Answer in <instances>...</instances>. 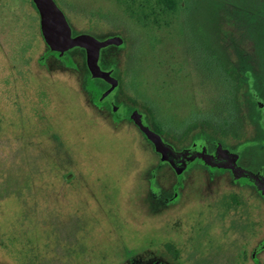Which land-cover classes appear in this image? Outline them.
<instances>
[{
	"label": "rangeland",
	"instance_id": "obj_1",
	"mask_svg": "<svg viewBox=\"0 0 264 264\" xmlns=\"http://www.w3.org/2000/svg\"><path fill=\"white\" fill-rule=\"evenodd\" d=\"M54 1L73 34L122 39L100 64L165 143L221 147L264 177V0ZM66 54L47 51L31 0H0V264H264L256 184L196 162L174 196L84 50ZM228 67L246 75L238 101Z\"/></svg>",
	"mask_w": 264,
	"mask_h": 264
},
{
	"label": "water",
	"instance_id": "obj_2",
	"mask_svg": "<svg viewBox=\"0 0 264 264\" xmlns=\"http://www.w3.org/2000/svg\"><path fill=\"white\" fill-rule=\"evenodd\" d=\"M39 17V30L50 51L58 53L66 59V52L72 48H80L85 52L86 67L92 78L102 79L110 87L103 97L115 91L118 82L110 72L104 71L99 66L100 51L108 46L121 47L123 41L119 37L100 40L91 34L72 35V29L63 11L54 0H31ZM103 99V98H102ZM135 125L152 144L154 151L159 154L161 161L166 162L176 173L178 185L181 183L182 174L197 161L219 169H228L234 178L241 181H253L257 190L264 196V181L256 174L243 169L236 164L237 157L219 147L214 154L207 153L201 146L193 145L182 150H175L170 144L165 143L161 136L151 130L137 112L129 115Z\"/></svg>",
	"mask_w": 264,
	"mask_h": 264
},
{
	"label": "flooded vegetation",
	"instance_id": "obj_3",
	"mask_svg": "<svg viewBox=\"0 0 264 264\" xmlns=\"http://www.w3.org/2000/svg\"><path fill=\"white\" fill-rule=\"evenodd\" d=\"M34 6V5H33ZM35 8V7H34ZM36 10V9H35ZM37 12V11H36ZM72 35H77V34H73ZM55 53V52H53ZM68 53V51L66 52ZM58 54V53H57ZM99 60H100V57H99ZM99 66H100V61H99ZM102 70L104 71H107V72H110L111 76L113 78H115L118 82V85H117V88L115 89V91L111 92L106 98L103 97L105 95V92L109 89L110 85L105 82L104 80L100 79L105 85H106V89L104 90L103 94H102V97L103 99L99 100L102 101L103 103H105V105L108 107V110L110 112V115L111 117L116 120V121H122V120H128V121H131L134 126L138 129L139 132H141L139 130V128L135 125L134 121L132 119H130L129 115H132V113H135L137 112L138 114H140L142 116V119H143V122L145 124H147V126L151 129L149 123L146 122L145 120V115H144V111L142 112L141 111V108L142 106L138 105L134 100V102H131L129 100V98L127 97H124L122 95H120V93L118 92L119 91V81H118V78L115 77L113 74H112V71L111 70H105L103 69L102 66H100ZM118 93V94H117ZM143 108V107H142ZM144 109V108H143ZM146 109V108H145ZM144 109V110H145ZM147 112V110H145ZM152 130V129H151ZM144 135V134H143ZM152 145V144H151ZM153 147V146H152ZM159 155V154H158ZM197 162H201L202 164H205L207 165L206 163H204L203 161H197ZM166 163V162H165ZM196 163V162H195ZM191 167H189L186 171L183 172L182 174V178H181V183L178 185V180H177V175L175 173V171L170 167V170L174 173L175 177H176V183H175V186H174V191L173 192V195L176 196L177 194V191L179 190V188L182 186L183 184V178H184V174L185 172H187ZM156 169V168H155ZM218 169V168H216ZM230 172V174L232 175L231 171L230 170H227ZM258 175V174H257ZM259 176V175H258ZM233 177V176H232ZM261 179L264 180V177L262 176H259ZM158 185V184H157ZM151 186V185H150ZM160 191L162 192L163 190L160 188Z\"/></svg>",
	"mask_w": 264,
	"mask_h": 264
},
{
	"label": "trees",
	"instance_id": "obj_4",
	"mask_svg": "<svg viewBox=\"0 0 264 264\" xmlns=\"http://www.w3.org/2000/svg\"><path fill=\"white\" fill-rule=\"evenodd\" d=\"M32 4V2H31ZM33 5V4H32ZM34 7V6H33ZM35 9V8H34ZM47 51L51 54H56L58 55L57 53H53L52 51H50V49L47 47ZM100 66L103 67V65L100 64ZM224 71L226 72L227 76L230 78V80H232L234 82V99H236V101H238V99H243L241 98L240 96H244L245 94V88L247 87V83L245 82V78H243L244 76L246 77V75L244 73H242L240 70H238V68H224ZM87 74H88V77L90 78V80H93V81H101L100 79H95V78H92L88 69H87ZM244 74V76L242 75ZM131 102H134L132 99H129ZM147 110V109H146ZM148 113H150V127L151 129L158 133L159 135L162 136L161 134V130L160 128L157 126V124L155 123L154 121V118L151 114V111L148 109L147 110ZM153 173L152 174H155V171L156 169L152 170ZM151 187V186H150ZM155 187L160 191V187L155 185ZM164 191V189H162ZM252 255L254 256V253H252ZM247 255H245L244 257H246Z\"/></svg>",
	"mask_w": 264,
	"mask_h": 264
}]
</instances>
